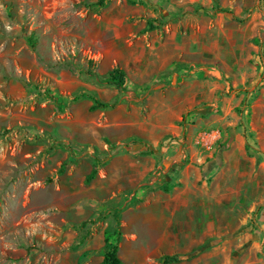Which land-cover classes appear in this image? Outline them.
Here are the masks:
<instances>
[{"label": "rangeland", "instance_id": "obj_1", "mask_svg": "<svg viewBox=\"0 0 264 264\" xmlns=\"http://www.w3.org/2000/svg\"><path fill=\"white\" fill-rule=\"evenodd\" d=\"M97 1L0 0V264H264V0Z\"/></svg>", "mask_w": 264, "mask_h": 264}, {"label": "trees", "instance_id": "obj_2", "mask_svg": "<svg viewBox=\"0 0 264 264\" xmlns=\"http://www.w3.org/2000/svg\"><path fill=\"white\" fill-rule=\"evenodd\" d=\"M103 3H104V0L97 1V4L100 6L103 5ZM28 40L29 42L32 43L31 38ZM87 62H88V67H89L92 61L88 60ZM87 70H88V74L92 75L91 69L88 68ZM125 80H126V75L124 71L120 67L115 66L109 71V73L106 76L105 81L108 84L114 85L119 90H123L125 88ZM47 93H49L48 90H47ZM88 97L93 101L91 105L92 109L97 108V107H106L108 105L107 103L100 102L93 95H89ZM117 249H118V246L114 244V245H110L104 251L103 259H102L103 264H119L120 263V259L117 256Z\"/></svg>", "mask_w": 264, "mask_h": 264}]
</instances>
